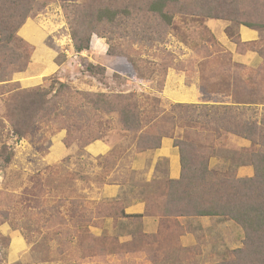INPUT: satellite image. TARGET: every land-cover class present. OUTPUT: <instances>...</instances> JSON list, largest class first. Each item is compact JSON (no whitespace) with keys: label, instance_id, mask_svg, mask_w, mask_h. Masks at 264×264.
<instances>
[{"label":"rangeland","instance_id":"rangeland-1","mask_svg":"<svg viewBox=\"0 0 264 264\" xmlns=\"http://www.w3.org/2000/svg\"><path fill=\"white\" fill-rule=\"evenodd\" d=\"M42 1H47L48 5L39 17L42 23L51 24L52 27L48 28L52 34L49 35L50 38L56 41L58 37L63 41L59 47L63 50L60 61H65L64 64H59L62 66L58 72L44 78L40 85L22 87L19 82L21 88H48L54 81L56 86L53 93L58 91L59 82H62L69 89L79 92L112 96L126 94L125 96L130 95L131 100H124V103L134 100L144 102L149 115L153 107L152 100L156 98L159 101L157 110L164 122L173 114L181 118V108H177V104L191 103L175 102L163 94L166 77L170 71H175L185 74L188 84L196 80L201 83V77L209 76V65H212L217 73L224 75L227 66L224 57L232 59L233 53L217 39L207 23L210 20H223L229 22L226 31L234 42L236 38H240L238 29L243 25L241 22L248 21L254 26H259L255 28L261 31V38L250 43L240 42L238 49H254L263 59L256 67H245L242 74L249 78L251 83L242 84L244 90L248 89L244 91L243 96L251 98L248 93L252 91L253 85L257 86V89H254L252 94L257 93L264 97V0H238V6L245 15L233 22L224 19L204 20L201 16H178L175 19L179 27L168 26L165 39L155 42L151 47L150 44L139 42V33L144 29H147L145 33L149 36L154 32H161L162 24L156 23L158 19L136 14H132L130 18L120 16L113 24H101L100 30L106 33V36L99 37L94 34L90 49L79 54L72 47L69 20H74L76 15L82 12L81 8L91 0ZM105 1L118 5L130 2ZM99 5H103V2L97 3L96 7ZM205 28L211 31L223 46V64L216 57V49L202 41V34H208ZM159 39V34H156V40ZM196 45L201 46L195 49ZM62 46L70 52H66ZM110 46L114 50L129 51L132 60L136 61L137 68L134 69L123 57L110 55ZM134 52L139 53V57L136 53L133 54ZM208 53L209 56L203 58ZM89 64L96 67L90 69ZM234 65L236 67V63ZM236 69L241 75V69ZM203 88L207 95L206 90L210 88L204 85ZM239 109L244 111L242 116H237L240 121L264 120L263 104ZM199 110H196L197 113L191 110L190 113L201 121L211 120L210 124L205 125V135H210L206 141L203 136H198L196 131L193 136L186 135L182 129L184 121L177 122L174 126L167 121L165 124L170 129L174 128L175 135L193 143L194 149L199 147V154L209 156L213 170L230 169L234 173L241 169L243 176L250 174L251 166L245 159L247 155L243 154L244 148H250V142L223 129L218 136L214 128L223 123L216 120V110L211 118L198 114ZM234 111L231 110L230 115ZM4 113L5 103L0 97V148L6 144V153L12 156L8 165L3 164V157L0 158V221H4L0 224L1 264H214L230 258V252L243 245L244 231L227 218L186 217L187 219H182L184 226L176 227L178 216L165 214L168 208V200L163 191V185L168 181L166 177L164 180L149 183V187H155L148 196L152 201L150 206L154 211L153 215L162 214L169 218L164 217L162 220L161 216L158 233H144L142 222L132 218L120 220L117 225L100 224V221L104 220L101 216L110 213V208L116 202H98L94 193L104 182L123 180L130 175L127 167V163H130V148L133 146V150L135 149L138 136L134 130L126 129L115 113L91 123L86 132H83H90V138L101 136L102 139L112 142V154L97 158L85 153L83 145L87 140L84 137L79 139L81 144L78 145L73 137L68 139L66 128L58 129L65 124L64 118L59 117L58 121L52 122L54 130H44L42 137L34 134L18 139L11 132L10 123ZM63 132L66 134L64 154L59 162L49 163L45 156L49 153L53 139ZM173 140L175 144L177 141L175 138ZM124 154L127 156L121 162L122 167H115L116 158ZM228 157L230 159L227 161ZM233 157L235 161L246 162L245 165L236 167L233 165ZM161 165L165 167L166 162L162 161ZM112 171V176L108 178ZM133 177L134 182L141 179L138 172L133 173ZM141 184L144 185V182ZM99 217L101 219H98ZM79 232H83L81 238L78 237ZM15 235L21 236L27 247L19 258L12 260L9 255Z\"/></svg>","mask_w":264,"mask_h":264},{"label":"trees","instance_id":"trees-1","mask_svg":"<svg viewBox=\"0 0 264 264\" xmlns=\"http://www.w3.org/2000/svg\"><path fill=\"white\" fill-rule=\"evenodd\" d=\"M99 2H103V5L97 8L96 4ZM47 5L48 2L42 0H0V97L5 103L4 117L10 123L14 136L18 139L34 134L42 137L44 130H54L51 123L58 121L60 117L64 118L65 124L58 129L66 128L68 139L73 137L78 145L81 144L79 139L84 137L87 140L83 145L85 146L94 140L102 139L101 136L90 138V132L83 133L89 125L115 113L120 123L127 127L126 129L138 133L135 145L137 152L157 150L164 137H174L177 141L174 145L180 152L182 174L177 180L168 179L163 185L165 187H162L168 200H166L168 208L165 214L183 217H223L234 221L244 231L243 245L233 249L230 258L214 264H264V120L240 121L237 118L238 115L244 114L239 107L264 105V97L257 93L252 94L253 90L257 89V86L253 85L252 91L248 93L251 98L243 96L244 91L248 89L244 90L242 84L251 83L250 79L242 74L246 65L236 62L233 57L231 59L225 56L227 66L224 75L217 73V70L209 65V69L211 67L209 76L201 77V83L198 82L201 90L200 102L178 103L177 108H181L179 110L181 118L173 114L165 122L157 110L159 101L156 98L152 100L153 107L149 115L144 102L134 100L124 103V100H131L130 95L125 96L126 94L112 96L104 93L79 92L69 89L62 82H59L58 91L53 93L56 86L54 81L48 88L41 86L21 88L19 82L13 81V76L28 68L34 47L20 36L19 31L30 18L43 12ZM81 11L74 20H69L72 47L78 54L90 49L94 34L99 37L106 36V33L100 30L101 24L107 22L113 24L120 16L130 18L132 14H136L149 19L157 18L156 23L162 24V33L157 31L149 36L145 33L147 29L139 33V42L150 44L151 47L155 42L165 39L168 26L179 27L175 19L178 16H201L204 20L224 19L233 22L238 21L241 15H245L238 6V0H130L123 5L105 0H91L81 8ZM240 24L251 28L259 27L248 21ZM205 30L208 34H202L204 37L202 41L216 49L215 52L218 53L216 57L223 64V55H221L223 46L211 31L206 28ZM156 34H159V40H156ZM235 42L239 44L240 38H236ZM199 46L196 45L195 49H199ZM62 51L58 50L56 58L58 64H63L65 61H60ZM125 51L114 50L110 46L108 53L118 58L123 57L134 69L137 68L130 52ZM133 54L139 57V53ZM208 56L209 53L203 58ZM88 67L93 69L96 66L89 64ZM236 68L241 69V75L237 73ZM203 85L210 88L206 90L207 95ZM197 109H200L198 114L209 118L216 110V120L223 123L214 128L218 136L223 129L238 134L250 142V148H244L243 154L247 155L245 159L253 170L251 176H240L238 172L233 173L230 169L213 170L210 167L209 156L199 154V147L194 149L193 143L181 139L179 135H175L173 127L170 129L166 126V121L173 126L177 122L184 121L182 129L186 135L193 136L196 131L198 136H203V140L206 141L210 135H205L207 131L205 125L210 124L211 120L201 121L193 117L190 112L191 110L196 112ZM231 110L235 111L230 115ZM77 132L81 133L76 135ZM199 145L203 147L200 143ZM6 151L7 145L3 144L0 148V158L3 157L4 165H8L12 159L11 154H7ZM229 159L228 157L227 161ZM232 159L235 161L234 157ZM245 163L235 161L233 165L238 167ZM151 202V199H146L145 214H154L150 206ZM121 214L132 219H141L143 216L129 215L124 211ZM83 215L85 217V211ZM3 222L0 221V224ZM79 234L78 237L81 238L83 232ZM78 241L80 242L81 239Z\"/></svg>","mask_w":264,"mask_h":264},{"label":"crops","instance_id":"crops-1","mask_svg":"<svg viewBox=\"0 0 264 264\" xmlns=\"http://www.w3.org/2000/svg\"><path fill=\"white\" fill-rule=\"evenodd\" d=\"M207 23L214 31L217 39L233 53V59L236 62L242 63L248 67H256L263 62L258 51L254 49H238V44L228 36L226 31L229 22L223 20H210ZM49 27H52L51 24L42 23L39 15H37L36 17L30 18L20 29V36L34 47L28 68L25 71L15 73L13 77V80L20 82L22 87L40 85L44 81V78L54 75L62 66L56 62V58L58 56L57 47H60L63 41L58 37H56V41L52 40L53 38L49 36L51 34L50 29H48ZM238 35L242 43H250L261 38V31L257 28L240 25ZM49 41L52 42L50 43ZM62 49L68 53L70 52L68 48L63 47ZM200 91L197 80L188 84L185 74L170 71L166 77L162 92L167 98L175 102L199 103ZM65 135L64 132L60 133L59 137L53 139L49 153L45 156L46 161L49 163L60 161L66 149V144L64 143ZM112 148V142L105 139L94 140L83 147L85 153L92 158L107 155L112 151ZM130 150V163H127L130 175H125L126 177L123 180H110L104 182L103 185L98 188L99 190H96L94 193V198L97 199L98 202L109 200L116 202L115 205L110 208V213L101 216L104 220L100 221V224L117 225L120 220L124 221L131 219L122 216L121 213L124 211L129 215H143L141 219L135 220L139 223L142 222V231L144 233H158L162 222L161 216L162 220L164 217H168L162 214H145L147 206L146 199L155 189V187H149V183H155L156 180H164L165 177L170 180H177L181 177L182 164L179 149L174 145L173 138L164 137L160 148L157 150L137 152L136 149L133 150V146ZM126 156L127 155L124 154L123 156L117 157L115 167H122L121 162ZM162 161L166 162L165 167H162ZM136 172L140 173L141 179L134 182L133 173ZM240 172L241 169L238 173L242 175ZM252 173L253 170L251 168V173L246 176H251ZM112 174L113 171L107 177L110 178ZM143 182L144 185L141 184ZM101 217L98 219H101ZM94 218L95 217H93V219ZM183 218L186 217H177L175 222L176 227L184 226L185 222H182ZM121 237L124 239L123 235ZM26 247L25 240L21 236L15 235L9 255L10 259L16 260L19 258Z\"/></svg>","mask_w":264,"mask_h":264}]
</instances>
